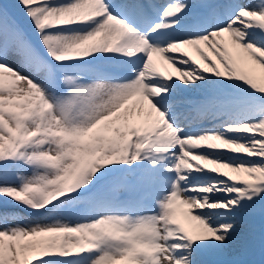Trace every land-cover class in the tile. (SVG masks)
Returning a JSON list of instances; mask_svg holds the SVG:
<instances>
[{
	"label": "snow or ice",
	"instance_id": "1",
	"mask_svg": "<svg viewBox=\"0 0 264 264\" xmlns=\"http://www.w3.org/2000/svg\"><path fill=\"white\" fill-rule=\"evenodd\" d=\"M13 7L0 264H264V0Z\"/></svg>",
	"mask_w": 264,
	"mask_h": 264
},
{
	"label": "rangeland",
	"instance_id": "2",
	"mask_svg": "<svg viewBox=\"0 0 264 264\" xmlns=\"http://www.w3.org/2000/svg\"><path fill=\"white\" fill-rule=\"evenodd\" d=\"M2 2L6 3L9 6L10 12L15 13L16 9L13 7V5L15 4V0H2ZM0 200H2V198H0ZM0 206H2V205H0ZM15 210L18 211V212H22V210L19 209V208H16ZM22 214L23 215H28V213H26V212H22Z\"/></svg>",
	"mask_w": 264,
	"mask_h": 264
},
{
	"label": "bare ground",
	"instance_id": "3",
	"mask_svg": "<svg viewBox=\"0 0 264 264\" xmlns=\"http://www.w3.org/2000/svg\"><path fill=\"white\" fill-rule=\"evenodd\" d=\"M202 47H203V45H202ZM194 54V53H193ZM156 58V57H155ZM156 62L158 63V64H160V63H162V62H160L159 61V59L158 58H156ZM184 211V207L183 206H178L177 207V212H178V214H180V213H182ZM237 250L239 249V247H238V245H236V246H234ZM231 254V253H230ZM228 258H231V256L229 255V257Z\"/></svg>",
	"mask_w": 264,
	"mask_h": 264
}]
</instances>
